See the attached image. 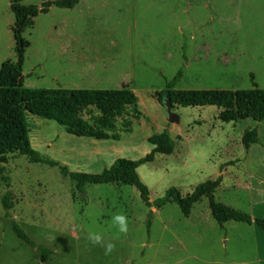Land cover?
Masks as SVG:
<instances>
[{
    "label": "rangeland",
    "instance_id": "obj_1",
    "mask_svg": "<svg viewBox=\"0 0 264 264\" xmlns=\"http://www.w3.org/2000/svg\"><path fill=\"white\" fill-rule=\"evenodd\" d=\"M12 1L0 0V69L17 60ZM22 4L41 7L43 0ZM22 37L24 88L125 86L138 97L141 116L119 121V140H97L27 114L40 162L15 149L3 154L0 264H264V230L219 226L208 197L189 217L174 202L156 208L170 189L187 196L222 177L216 201L264 220V121L224 123L220 110L207 106L175 107L179 122L170 123L168 102L157 99L179 75V91L264 90V0H79L73 9L52 6L39 14ZM253 129L259 143L247 150L243 137ZM165 132L174 153L137 170L149 206L133 186L88 184L80 192L70 176L101 174L120 159L140 161L154 149L149 139ZM121 214L126 233L112 220ZM15 224L37 248L52 251L46 262ZM89 233L102 242L90 241Z\"/></svg>",
    "mask_w": 264,
    "mask_h": 264
},
{
    "label": "trees",
    "instance_id": "obj_2",
    "mask_svg": "<svg viewBox=\"0 0 264 264\" xmlns=\"http://www.w3.org/2000/svg\"><path fill=\"white\" fill-rule=\"evenodd\" d=\"M79 0H43L41 7L23 5L22 0H13L11 10L15 22L13 34L16 44V62H6L0 69V162L6 163L3 154L8 149L19 150L28 156L32 162H40L29 144L26 123L27 114L45 120L54 121L66 131L79 138L119 140L117 133L119 121L131 115L139 119L138 97L128 87L118 90H65V89H26L24 88L23 64L28 43L23 39V32L33 27L34 19L39 14H47L52 6L60 9H73ZM181 78H175L161 93L157 94L160 104L170 103L175 107H207L213 106L220 110L219 119L224 123L239 122L252 119L264 121V90L239 91H179L175 85ZM129 122V121H128ZM129 122V127H131ZM153 151L140 161L120 159L101 174H71L77 181V187L83 192L85 185L123 184L137 188L146 204L150 197L149 189L142 183L137 173L139 166L151 163L155 157L172 155L175 144L168 133L154 135L149 139ZM259 143L257 129L248 130L243 137V145L249 150ZM63 174H67L63 170ZM222 184V177L199 185L196 190L183 196L180 190L170 189L156 205L161 209L167 203H177L185 217H189L193 206L203 197H208L213 218L219 226L228 222L257 225L264 230V220L253 219L249 214L228 207L215 199V192ZM4 207L8 210L6 201ZM150 227V221L148 223ZM19 238L29 246L37 248L36 244L19 227L14 225ZM43 261H47L51 250L38 247Z\"/></svg>",
    "mask_w": 264,
    "mask_h": 264
},
{
    "label": "clouds",
    "instance_id": "obj_3",
    "mask_svg": "<svg viewBox=\"0 0 264 264\" xmlns=\"http://www.w3.org/2000/svg\"><path fill=\"white\" fill-rule=\"evenodd\" d=\"M113 223L118 225V230L121 233H126L128 230V225L126 222V217L124 215H115L113 218ZM88 239L93 243L100 244L102 242V237L99 234L89 233ZM106 251L110 252L113 248L111 243H107L104 245Z\"/></svg>",
    "mask_w": 264,
    "mask_h": 264
},
{
    "label": "water",
    "instance_id": "obj_4",
    "mask_svg": "<svg viewBox=\"0 0 264 264\" xmlns=\"http://www.w3.org/2000/svg\"><path fill=\"white\" fill-rule=\"evenodd\" d=\"M167 109H168V115H169L170 123L179 122V117L176 114L173 113V111H172L173 106L170 103H168Z\"/></svg>",
    "mask_w": 264,
    "mask_h": 264
}]
</instances>
